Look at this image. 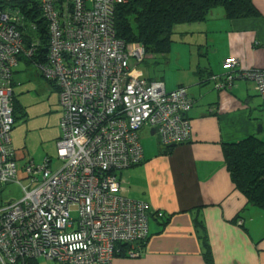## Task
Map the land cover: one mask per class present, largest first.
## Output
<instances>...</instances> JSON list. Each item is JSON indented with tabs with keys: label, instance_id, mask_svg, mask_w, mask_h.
I'll use <instances>...</instances> for the list:
<instances>
[{
	"label": "built area",
	"instance_id": "built-area-1",
	"mask_svg": "<svg viewBox=\"0 0 264 264\" xmlns=\"http://www.w3.org/2000/svg\"><path fill=\"white\" fill-rule=\"evenodd\" d=\"M15 1L0 0V191L19 176L28 184L17 181L23 198L0 207V264L138 258L149 239V204L121 195L119 174L143 161L139 132L145 126L156 130L166 148L192 140L188 90L168 92L164 82L150 79L142 68L145 47L117 38L115 7L128 0H32L49 38L48 62L36 67L60 90L61 165L52 169L49 158L36 164L23 153L24 160L11 145L12 91L3 81L19 60L35 57L42 41L31 34L36 23L27 30ZM237 66L226 60L229 72L212 77L224 80L217 88H232ZM241 78L254 81L264 99V68L245 70Z\"/></svg>",
	"mask_w": 264,
	"mask_h": 264
},
{
	"label": "crops",
	"instance_id": "crops-1",
	"mask_svg": "<svg viewBox=\"0 0 264 264\" xmlns=\"http://www.w3.org/2000/svg\"><path fill=\"white\" fill-rule=\"evenodd\" d=\"M254 2L260 17L231 20L220 9L209 22L193 27L191 34L199 41L198 69L219 77L225 74L227 59L236 60L241 70L264 68V0ZM202 71L194 74L187 89L195 100L188 113L192 140L166 148L157 134L151 135V128L144 127L139 133L143 161L119 174L120 193L149 204L150 234L138 258L116 257L110 264H208L195 220L203 221L212 264H264V211L244 208L246 199L235 190L223 155L226 143L259 138V133L264 138V99L254 81L237 78L231 90L217 91L213 83H202ZM147 74L164 82L168 92L186 87L179 79L167 81L165 73ZM53 115L44 119L40 139L42 146H54L57 152L62 117L57 100ZM37 128V121L16 127L11 145L17 156L24 159L25 153L31 158L19 146H26V135L37 133ZM48 158L52 167L53 158ZM236 216L243 226L234 221Z\"/></svg>",
	"mask_w": 264,
	"mask_h": 264
},
{
	"label": "trees",
	"instance_id": "trees-1",
	"mask_svg": "<svg viewBox=\"0 0 264 264\" xmlns=\"http://www.w3.org/2000/svg\"><path fill=\"white\" fill-rule=\"evenodd\" d=\"M11 4H17L22 8L23 14L26 16L28 31L31 30L30 25L36 23V30H32L34 32H31V34L38 35L42 41V47L35 57L27 58L25 61L35 65V67L37 63L46 64L48 62L46 53L49 38L46 22L38 7L32 0H18ZM216 9L224 10L226 19L231 20L261 16L254 0H128L125 4H118L115 7L114 26L116 36L124 42H135L143 45L147 55L168 53L172 36L178 27L185 26L192 29L196 25L207 23ZM132 21L135 23V29L132 26ZM64 63L66 65L72 64L71 62ZM14 67L10 70L9 78L3 81V85L12 91L11 100L15 122L13 130L16 124L21 120L25 121L26 118L24 108L20 105L17 95L14 93L16 87ZM202 70L206 72L204 76L199 77L201 80L204 79L202 83H213L217 91L231 90L226 89L225 83L226 88L224 86L223 89L217 88L216 85L221 87V81H224L223 78L217 83L212 80L213 75L210 76L208 70L199 68L197 72H203ZM224 70L225 73L229 72L227 69ZM244 71L236 68L234 70L236 79L241 78V72ZM38 74L44 81L51 84L58 93L60 92L55 81L45 78L42 72H38ZM235 81L232 83V87H234ZM191 101L193 108L195 100L191 98ZM186 117L188 118V113ZM223 155L235 190L246 199L244 208L256 207L264 211V141L250 136L226 143L223 145ZM238 219H240L239 216H236L234 221L237 222ZM195 227L199 233L205 261L212 264L213 254L203 221L195 220Z\"/></svg>",
	"mask_w": 264,
	"mask_h": 264
},
{
	"label": "rangeland",
	"instance_id": "rangeland-1",
	"mask_svg": "<svg viewBox=\"0 0 264 264\" xmlns=\"http://www.w3.org/2000/svg\"><path fill=\"white\" fill-rule=\"evenodd\" d=\"M220 12V9L213 11ZM212 13V14H213ZM211 14V15H212ZM132 26L135 29V23L132 21ZM193 28L180 26L175 30L172 36V43L170 45V51L168 53H152L148 55V59L142 64V68H145L149 73L155 76H162L166 74L167 81H175L179 79L186 84L187 89L190 91L191 87L188 83L192 81L194 74L198 70V59L200 53H198L197 36L191 34ZM195 33V32H194ZM205 60V58L203 57ZM26 58L20 60L19 64L14 67V80L16 83L15 95L20 105L24 108L26 115L25 121L21 120L16 124V127L25 126L29 122H33L36 125L38 122L37 133H31L26 135L25 144L19 146V150L30 152V157H35V162L40 163L42 160L48 157L53 158L52 169H57L61 162L57 159V154L54 146L46 148L42 146L40 135L44 132L43 121L48 116H54L53 113L56 108V100H59V93L48 82L42 79L38 72H42L40 67H35L31 63L25 61ZM158 79V78H157ZM185 87V88H186ZM147 132V131H146ZM145 133V132H144ZM259 138L264 140L262 133H259ZM156 137V136H154ZM17 149V148H16ZM48 149V150H47ZM48 152L50 154H48ZM21 182L23 185H27L28 181L24 180L22 176H19L16 181L8 183L2 187L0 191V207L4 206L9 201H19L23 198L24 192L22 186L17 183ZM73 219L78 218V212L73 210L71 212ZM126 258V257H123ZM40 264H58L56 262H50L43 258L39 259Z\"/></svg>",
	"mask_w": 264,
	"mask_h": 264
},
{
	"label": "clouds",
	"instance_id": "clouds-1",
	"mask_svg": "<svg viewBox=\"0 0 264 264\" xmlns=\"http://www.w3.org/2000/svg\"><path fill=\"white\" fill-rule=\"evenodd\" d=\"M59 105H60V104H59ZM61 118H62V117H61ZM60 122H61V121H60ZM145 127H148V126H145ZM143 128H144V127H143ZM143 128H142V129H143ZM149 128H150V127H149ZM142 129H141V130H142ZM152 129H153V128H151V130H152ZM154 130H155V129H154ZM60 131H61V130H60ZM12 133H13V132H12ZM139 133H140V132H139ZM155 134H157V133H156V130H155ZM139 139H140V138H139ZM56 154H57V152H56ZM49 159H50V158H49ZM44 160H45V159H44ZM50 160H51V159H50ZM51 161H52V160H51ZM51 163H52V162H51ZM120 194H121V193H120ZM121 195H122V194H121ZM9 202H10V201H9ZM239 220H242V219H239ZM237 222H238V221H237ZM242 226H243V225H242Z\"/></svg>",
	"mask_w": 264,
	"mask_h": 264
},
{
	"label": "water",
	"instance_id": "water-1",
	"mask_svg": "<svg viewBox=\"0 0 264 264\" xmlns=\"http://www.w3.org/2000/svg\"><path fill=\"white\" fill-rule=\"evenodd\" d=\"M151 135H155V130L154 129L151 130Z\"/></svg>",
	"mask_w": 264,
	"mask_h": 264
}]
</instances>
